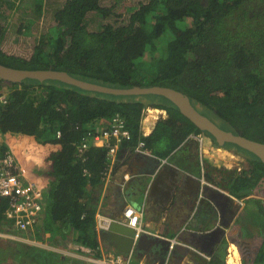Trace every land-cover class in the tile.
Instances as JSON below:
<instances>
[{
  "label": "trees",
  "instance_id": "1",
  "mask_svg": "<svg viewBox=\"0 0 264 264\" xmlns=\"http://www.w3.org/2000/svg\"><path fill=\"white\" fill-rule=\"evenodd\" d=\"M0 63L64 70L119 88L168 86L222 128L264 143V0H0ZM4 93L0 133L6 143L0 151L15 148L25 138L32 162L38 158L43 164L33 167L31 177L48 184L45 215L34 229L39 239L46 233L67 239L75 230L82 244H98L95 212L110 161L105 148L90 146L78 153L76 143L88 125H108L118 112L131 134L127 144L133 147L142 138L143 109H165L167 116L142 138L158 156L168 155L190 133H201L169 100L158 96L161 100L156 101L157 95L104 94L58 80L0 79V96ZM205 134L214 144L234 148L245 161L238 171L208 166L205 176L216 182L221 170L218 183L244 199L241 216L251 236L230 238L245 262L254 258L260 264L264 163L237 145L216 143ZM7 206V199L0 197L1 224ZM10 242L0 238L6 264H26V251L42 248ZM244 244L248 251L242 249ZM235 261L238 253L230 244L227 263Z\"/></svg>",
  "mask_w": 264,
  "mask_h": 264
},
{
  "label": "crops",
  "instance_id": "2",
  "mask_svg": "<svg viewBox=\"0 0 264 264\" xmlns=\"http://www.w3.org/2000/svg\"><path fill=\"white\" fill-rule=\"evenodd\" d=\"M4 95L6 98V93ZM155 98H157L156 101L161 100L158 96ZM158 119L156 117L151 118L147 123L142 122L141 128L146 136L151 133ZM95 124L96 122L88 127L95 126ZM97 124L105 125L102 121H98ZM194 135V132L190 133L189 137L187 136L166 156H158L146 146H144L146 152L138 153L127 143L119 146L116 153L111 155L114 160L106 154L110 164L96 213L121 219L125 206L143 208V226L149 234L168 241V238H176L181 242L180 244L174 243L171 248L169 247L171 242H168L165 249L166 241L160 240L155 244L147 241L144 249L134 250L131 264H164L166 259V264H228L227 250L230 244L235 246L240 262L235 261L234 264H258L254 262V258L245 262L241 248L230 238L231 234L241 237L251 236L244 227L247 219L241 216L245 207L244 199L231 195L223 185L218 183L223 174L221 170L214 178L217 183L208 180L205 176L208 173V166L212 169L213 167L228 169L226 164L222 166L217 162L221 163V159L232 154L228 151V155H222L224 147L214 144L206 136L201 163ZM141 136L145 137L142 132ZM142 138L139 137L134 145L139 140L144 141ZM5 143L6 140L0 133V146H4ZM2 153L3 151H0V155ZM35 160L36 162H30L32 168L30 176L34 173L33 167H43L41 159L35 158ZM125 174L129 176L127 180H124ZM43 185L44 208L49 189L48 184ZM43 213L42 218L45 210ZM0 227L8 230H0L1 233H10V228H12L11 224L7 223H0ZM34 229L35 227L27 232H19L12 228L14 233H10L12 236L10 238L20 243L37 245L59 253L61 249H67L72 242L73 244L81 243L77 239L78 232L75 230L68 233L67 239L57 236L56 242L43 243L37 238V232ZM256 230L260 233L259 228ZM99 233L97 232L98 243L102 251L117 252L118 250L106 240L100 238ZM48 235L49 233H46L43 237ZM244 246L242 249L248 251L247 245L244 244ZM82 260L81 258L80 261ZM260 264H264V261Z\"/></svg>",
  "mask_w": 264,
  "mask_h": 264
},
{
  "label": "built area",
  "instance_id": "3",
  "mask_svg": "<svg viewBox=\"0 0 264 264\" xmlns=\"http://www.w3.org/2000/svg\"><path fill=\"white\" fill-rule=\"evenodd\" d=\"M5 95L0 96V102H5ZM144 110L142 118H145L146 111ZM162 110V109H161ZM167 113L163 110L157 114V118H165ZM144 119L141 120V126ZM140 131L146 136L145 131ZM61 136V131L56 130V137ZM191 136V135H190ZM205 136L202 133L194 135V139L198 144V152L200 160L203 159V148ZM131 140V134L124 124L122 116L116 112L109 120L106 126H90L83 130L80 139L76 143V148L79 154L83 153L89 146L106 147L107 155L111 156L116 153L119 146ZM145 142L139 140L133 149L136 152H146L144 149ZM26 140L22 138L17 142L16 147H8L0 155V197L6 198L8 206L5 210V219L11 220V226L19 232H27L30 228L35 227L42 218L43 213V194L44 185L40 179L33 178L29 175L32 168L30 166V156L26 150ZM202 163V160H201ZM84 174L88 175L86 169H83ZM128 174L124 175V180L128 179ZM108 180V179H107ZM143 208H136L132 205H127L122 211L121 219L111 217L105 214L95 212V230H108L111 222H121L134 230L133 238L137 240L140 234H149V231L143 226ZM6 237H12L10 233H1ZM151 235V234H150ZM170 248L174 243H181L176 238H168ZM101 245L87 246L82 243L73 242L67 249H61V253L68 256L65 264H131L133 260L134 250L131 249L128 253H120L114 251L103 252ZM99 253V254H98ZM81 258L83 259L82 261ZM80 259V260H74ZM167 262V259H166ZM166 262L164 264H166Z\"/></svg>",
  "mask_w": 264,
  "mask_h": 264
},
{
  "label": "water",
  "instance_id": "4",
  "mask_svg": "<svg viewBox=\"0 0 264 264\" xmlns=\"http://www.w3.org/2000/svg\"><path fill=\"white\" fill-rule=\"evenodd\" d=\"M0 79L10 82H22L25 79H34L39 82L46 80H58L67 84L76 86L86 91L100 92L113 95H157L169 100L179 112L188 118L201 132L207 133L213 137L216 143H229L237 145L248 152L254 154L260 162L264 163V143L245 137L222 128L220 123L203 114L198 108L192 105L187 98L177 92L174 88L168 86L151 85V86H132L128 88H119L107 86L100 83L91 82L77 78L64 70L55 69H19L6 66L0 63ZM134 230L121 223L111 222L108 230H101L100 238L106 240L116 250L122 253H128L131 249H144V244L159 243L160 240L168 245V240L159 238L150 234L142 233L134 240Z\"/></svg>",
  "mask_w": 264,
  "mask_h": 264
},
{
  "label": "rangeland",
  "instance_id": "5",
  "mask_svg": "<svg viewBox=\"0 0 264 264\" xmlns=\"http://www.w3.org/2000/svg\"><path fill=\"white\" fill-rule=\"evenodd\" d=\"M223 147V146H222ZM225 150L229 151L232 155L229 154V156H226L224 159H221V163L217 162L219 164H226V166L228 167V169H233L236 168V170H240L242 168V166L244 165V159L243 157L238 156L235 153V149L233 148L232 150L224 148ZM30 158V162L32 161V157ZM223 166V165H222ZM11 220L5 219V223L7 224H11ZM10 233L13 234L14 231L12 230V228H10ZM0 230L2 231H8L5 228H1ZM9 233V232H8ZM0 238H2V240H4L6 243H11L10 241H14L13 239H11L10 237H6L4 235H0ZM40 241H42L43 243H53L56 242V236H54L53 234H49L48 236H45L43 238L40 239ZM14 242H19L17 240H15ZM18 244V243H17ZM27 244V243H26ZM33 245V244H30ZM24 248V247H23ZM22 249V245L20 246V249ZM26 257L27 260H24V262H26V264H65L66 261L68 260L67 256L64 254H61L59 252L53 251L51 249H45V248H33V249H29L28 251H26ZM5 258V254L2 253L0 255V261H3ZM7 262L10 261V259L7 258ZM0 264H6L4 261L0 262ZM17 264H19V262H17Z\"/></svg>",
  "mask_w": 264,
  "mask_h": 264
},
{
  "label": "bare ground",
  "instance_id": "6",
  "mask_svg": "<svg viewBox=\"0 0 264 264\" xmlns=\"http://www.w3.org/2000/svg\"><path fill=\"white\" fill-rule=\"evenodd\" d=\"M163 110H161L160 108H151L149 107V110L146 111V114L144 115L145 118H144V123H147L149 122V120L151 118H156L157 117V114L161 113ZM150 130V129H149ZM229 152L227 150H224L223 149V152H222V155H228Z\"/></svg>",
  "mask_w": 264,
  "mask_h": 264
},
{
  "label": "clouds",
  "instance_id": "7",
  "mask_svg": "<svg viewBox=\"0 0 264 264\" xmlns=\"http://www.w3.org/2000/svg\"><path fill=\"white\" fill-rule=\"evenodd\" d=\"M149 107H150V106L145 107V108L143 109L142 113L144 112V110H145L146 108H149ZM151 108H156V107H151ZM160 109H161V108H160ZM162 110H165V109H162ZM165 111H166V110H165ZM166 113H167V112H166ZM142 116H143V115H142ZM142 116H141V119H140V126H141V120L143 119ZM160 118H161V117H160ZM97 122H98V121H96L95 126H96V125H99V124H97ZM94 123H95V122H94ZM88 126H89V125H88ZM88 126H87V127H88ZM99 126H100V125H99ZM101 126H106V125H101ZM87 127H86V128H87ZM92 127H93V126H92ZM86 128H85V129H86ZM201 133H202L205 137H206V136L209 137V136L206 135L205 133H203V132H201ZM194 134L196 135V134H198V133H194ZM188 137H189V136H188ZM209 138H210V137H209ZM79 139H80V138H79ZM79 139H78V140H79ZM210 139H211V138H210ZM126 143H127V142H125L124 144H126ZM91 146H92V145H91ZM89 147H90V146H89ZM93 147H95V146H93ZM96 148H105V149H106V147H96ZM106 154H107V149H106ZM104 179H105V178H104ZM103 182H104V180H103Z\"/></svg>",
  "mask_w": 264,
  "mask_h": 264
}]
</instances>
